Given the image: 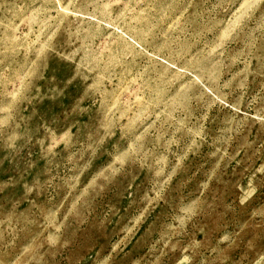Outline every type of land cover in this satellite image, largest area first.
<instances>
[{
    "label": "rangeland",
    "instance_id": "obj_1",
    "mask_svg": "<svg viewBox=\"0 0 264 264\" xmlns=\"http://www.w3.org/2000/svg\"><path fill=\"white\" fill-rule=\"evenodd\" d=\"M245 1L0 0V264H264Z\"/></svg>",
    "mask_w": 264,
    "mask_h": 264
},
{
    "label": "bare ground",
    "instance_id": "obj_2",
    "mask_svg": "<svg viewBox=\"0 0 264 264\" xmlns=\"http://www.w3.org/2000/svg\"><path fill=\"white\" fill-rule=\"evenodd\" d=\"M258 2L260 3V0H246L243 4V8H245V10L250 9L251 7H253V5H255L256 3L258 4ZM250 11V10H249ZM243 14V13H242ZM243 16H241L242 18ZM239 17V19H241ZM234 26V25H233ZM228 35V34H227ZM224 36V35H223Z\"/></svg>",
    "mask_w": 264,
    "mask_h": 264
}]
</instances>
